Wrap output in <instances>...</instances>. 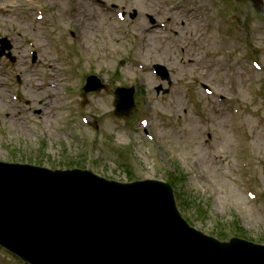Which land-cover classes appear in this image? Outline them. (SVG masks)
I'll list each match as a JSON object with an SVG mask.
<instances>
[{"label":"rangeland","instance_id":"374dc122","mask_svg":"<svg viewBox=\"0 0 264 264\" xmlns=\"http://www.w3.org/2000/svg\"><path fill=\"white\" fill-rule=\"evenodd\" d=\"M101 1L105 4L103 8H99L94 1L64 0L69 7L63 12H58L56 7L51 8L56 12L48 16L47 26H42L35 25L28 18L26 11L29 6L21 0H0V38L5 35L2 29H6V32L17 30L14 36L16 48L13 52L17 58L16 63L11 64L7 59L0 58V74L5 83L3 92H0V161L32 162L50 169H66L70 164L80 162L84 169L119 182H126L130 177L128 173L133 174V177L161 179L157 170L159 164L150 155L151 148L156 146L160 150L162 161L168 159L183 174L184 179L179 186L185 194L184 198L196 201V205L203 206L206 212L207 218L203 219L197 214L200 209L195 206L190 209L187 217L196 228L208 235H217L220 231L215 228L218 222L220 228H231L235 219H238L250 237L264 241V208L261 203L256 204L246 198L247 185L243 180L246 174L252 175L254 190L264 197V108L258 107L261 115L258 122L251 119V112L257 111L248 106L250 103L256 106L254 100L257 95L260 99L264 98L261 97V94L264 95V15L259 12L260 8L256 10L250 0ZM113 5L128 14L135 7L141 12L156 16L155 19L158 15L171 19V41L166 40L164 43L162 38L152 41L151 37L156 38L158 35V31L153 29L148 33L150 43L147 48L150 50L145 53L143 45L132 37L136 23L131 24L129 19L119 23L112 12L115 10ZM84 10L97 19L96 23L92 18L90 24L93 27L85 33V39L79 37L81 44L77 42L88 55L77 51L80 47L71 42L68 36L63 37L62 43L66 47L77 49L73 53L84 64L83 67L74 64L73 69L74 74L80 78V90L90 73L84 69L93 71L107 84L106 92L101 93L103 95L86 94L82 97L85 98V109H82L95 120L99 128L100 141L93 152L89 149L92 131L79 126L75 121L74 110L70 108L79 109L70 102L67 106L66 98L60 94L59 103L52 107L47 104L46 99L50 94L46 74L52 72L51 68L45 70L46 66L55 67L53 72L57 74L61 89L65 84L77 86L79 83L70 81L64 73V67L56 56L52 43L53 31L56 29L60 35H65L70 29L74 30L75 36L76 32L79 35L82 18L76 17ZM194 16H201L204 23L195 20L193 25ZM2 17L6 18L10 27ZM166 19L161 22H166ZM217 20H223L221 27L229 29L228 25H232L237 28L238 35L236 34L231 45L225 46L224 39L223 43L218 42L211 34L217 28ZM70 23L73 25L70 26ZM138 23L137 32L142 29V24H149L148 20L142 18ZM178 33L184 37L179 45L176 42ZM164 35L170 36L166 33ZM239 35L242 37L239 38ZM27 39L34 43H27ZM34 46L39 59L36 63H30ZM178 46L189 48L188 57L194 54L191 62L187 58L183 59ZM243 47L245 51L242 52L239 49ZM160 54V62L172 74L173 83L167 95L157 93L156 87L161 85L167 88V85L150 72L153 63L160 60ZM229 54H233L231 59ZM143 56V61L148 64L149 74L147 70L142 73L133 67V63ZM203 57L209 65L211 63L216 67L212 72H206L201 62L192 66ZM250 59L257 60L263 70L252 69ZM122 62L124 65H121ZM228 67H231L229 75ZM200 74L205 75L216 96L227 99L225 104H219L216 98H206L198 87L189 100L183 98L196 86L193 85V79H199ZM129 78L140 84L148 95L144 109L151 121V132L155 136L153 144L143 141L138 125L130 131L122 127H129L127 123L114 120L112 115L108 101L112 98V90H115V86L122 85L120 80ZM231 80L235 89L227 84ZM16 92L27 96L20 98ZM14 97H17V101ZM235 98L247 106L245 108L244 105L240 113V124L248 133L241 144L239 137H232L229 116L225 112L228 104ZM172 103L183 108V112L176 113L177 117L169 114L168 105ZM68 107L70 108L65 110ZM158 109L162 111L161 114L157 113ZM38 110L42 111L40 116L35 115ZM184 110L190 115L187 122ZM217 112L220 113L216 115ZM137 115L141 118L140 113ZM213 119L216 120L215 126H212ZM198 120L202 122V126L197 125ZM238 146L245 151L244 157L236 156L235 149ZM247 151L248 157L254 162L249 171L244 170L242 162L249 161ZM154 156L160 158L158 149ZM195 208L197 213L194 212ZM0 263L20 264L7 259H0Z\"/></svg>","mask_w":264,"mask_h":264},{"label":"bare ground","instance_id":"6f19581e","mask_svg":"<svg viewBox=\"0 0 264 264\" xmlns=\"http://www.w3.org/2000/svg\"><path fill=\"white\" fill-rule=\"evenodd\" d=\"M51 1L59 6V9L63 8L64 0ZM82 14L80 18L85 24L92 22L90 16L84 12ZM91 27L93 26L89 24L88 29ZM81 31L86 32L84 27ZM106 38L108 39V36ZM50 68L52 70L50 80L55 85L50 90L51 95L47 104L52 107L57 105L56 98L59 95L56 92L60 89L56 86L58 82L53 72L55 67ZM4 84L3 75L0 74V92H3ZM38 167L37 164L15 167L0 165V209L6 212L5 222L0 227L1 260L11 261V258H17L33 264L65 262L69 245L65 242L51 243L53 232L57 229L55 224L47 226L39 240L32 239V232L38 219L63 224L66 233L72 235L77 251L86 250L94 255L92 242L96 241L97 237L106 235L107 226L112 219H124L118 211L119 207H124L123 201L127 200L133 205L140 199H145V191L142 189H132L131 192H120L115 189L105 193L86 186H59V169L41 167V172L34 170ZM35 179L39 180L34 182ZM83 182L93 185L88 176L84 177ZM103 209L108 211L105 214L108 215L106 219L99 218ZM88 219L94 220L86 224Z\"/></svg>","mask_w":264,"mask_h":264},{"label":"water","instance_id":"95a60500","mask_svg":"<svg viewBox=\"0 0 264 264\" xmlns=\"http://www.w3.org/2000/svg\"><path fill=\"white\" fill-rule=\"evenodd\" d=\"M88 186L105 192L115 190L94 184ZM116 191L131 192L123 189ZM145 197H149L147 207L139 206L140 210L134 213L140 221L135 227L112 219L107 226L106 235L99 236L92 242L94 255L80 249L76 254L68 248L63 264H264V251L257 248L240 243L219 246L210 240L183 238L167 219L163 208L165 204L159 201L158 196L145 191ZM107 217L108 215L99 216L102 219ZM93 220L88 219L86 224ZM64 230L66 231V227ZM69 232L71 233L70 230ZM66 235L73 243L72 235ZM52 242L59 244L54 236ZM75 257L78 258L77 261H74Z\"/></svg>","mask_w":264,"mask_h":264}]
</instances>
